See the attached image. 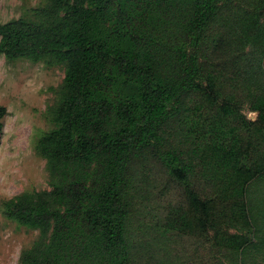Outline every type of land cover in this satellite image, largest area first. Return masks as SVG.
Instances as JSON below:
<instances>
[{
    "label": "trees",
    "instance_id": "trees-1",
    "mask_svg": "<svg viewBox=\"0 0 264 264\" xmlns=\"http://www.w3.org/2000/svg\"><path fill=\"white\" fill-rule=\"evenodd\" d=\"M0 52L65 65L37 143L51 189L4 202L39 229L20 264H264V0H45L0 23ZM210 148L250 174L230 203L188 185ZM152 160L205 220L218 203L239 214L233 241L184 235L192 252L174 256L168 231L140 239L132 171Z\"/></svg>",
    "mask_w": 264,
    "mask_h": 264
},
{
    "label": "rangeland",
    "instance_id": "rangeland-1",
    "mask_svg": "<svg viewBox=\"0 0 264 264\" xmlns=\"http://www.w3.org/2000/svg\"><path fill=\"white\" fill-rule=\"evenodd\" d=\"M44 3L45 0H0V23L19 17L32 18L33 8ZM64 76L63 64L27 58L9 60L0 52V106L6 109L0 119V264H20L22 251L38 238L39 229L21 225L5 215L4 202L25 191L51 189L46 159L37 151V143L44 131L54 127L48 107L54 103V91ZM244 113L250 119L256 117L248 108ZM200 160L188 185L201 198L205 195L217 201L225 198L230 203L236 193L234 186L240 187L249 180L250 174L240 168L230 152L210 148ZM152 166L153 172L147 163L132 171L136 183L132 224L140 239L150 237L151 227L168 231L167 251L174 256L192 252L180 249L186 241L184 235L206 234L207 240L217 244L233 241L234 225L242 219L239 214L231 215L223 203H218L205 220L203 209L192 203L187 205L188 185L169 177L153 160ZM212 246L206 242L201 248L215 259L219 252Z\"/></svg>",
    "mask_w": 264,
    "mask_h": 264
}]
</instances>
